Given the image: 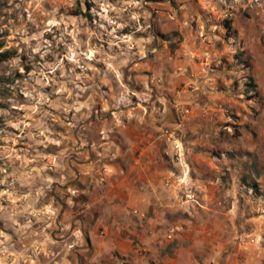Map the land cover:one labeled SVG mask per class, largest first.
<instances>
[{
    "label": "rangeland",
    "instance_id": "374dc122",
    "mask_svg": "<svg viewBox=\"0 0 264 264\" xmlns=\"http://www.w3.org/2000/svg\"><path fill=\"white\" fill-rule=\"evenodd\" d=\"M5 50L0 264H90L69 236L73 160L98 136L89 123H121L155 94L214 123L218 171L209 209L171 216L193 221L166 252L264 264V0H0Z\"/></svg>",
    "mask_w": 264,
    "mask_h": 264
},
{
    "label": "crops",
    "instance_id": "0c3cea01",
    "mask_svg": "<svg viewBox=\"0 0 264 264\" xmlns=\"http://www.w3.org/2000/svg\"><path fill=\"white\" fill-rule=\"evenodd\" d=\"M155 97L163 106L154 98L125 107L121 123H89L98 136L82 141L73 160L69 236L84 240L74 248L86 250L90 264H188L180 244L172 255L166 250L189 228L170 237L168 231L193 220L171 216H194L197 206L209 209L214 201V136L205 132L214 123L180 118L174 94ZM166 126L179 130L177 149L162 135Z\"/></svg>",
    "mask_w": 264,
    "mask_h": 264
},
{
    "label": "built area",
    "instance_id": "2783aa9c",
    "mask_svg": "<svg viewBox=\"0 0 264 264\" xmlns=\"http://www.w3.org/2000/svg\"><path fill=\"white\" fill-rule=\"evenodd\" d=\"M188 112H189V110L187 108H185V109H181L179 113H180V116L181 117H185V116H187ZM162 135H163V137L166 140L173 142L174 147L176 149L178 148L179 130L177 128L169 127V126L163 127V129H162ZM180 230L181 229H180V227L178 225L171 226L169 228V231H168L169 237L172 234H174L175 232L180 231Z\"/></svg>",
    "mask_w": 264,
    "mask_h": 264
},
{
    "label": "trees",
    "instance_id": "16d2710c",
    "mask_svg": "<svg viewBox=\"0 0 264 264\" xmlns=\"http://www.w3.org/2000/svg\"><path fill=\"white\" fill-rule=\"evenodd\" d=\"M226 27H227V28H230L229 25H226ZM9 56H10V55H9V51H8V50H5V51L0 52V57L2 58L1 60L5 59V58H7V57H9ZM235 57L237 58V60H238L239 62L244 63L245 66L248 65L247 62H246V60L241 58V55L236 54ZM249 79L251 80V82H250V88L252 89V88H254L255 85H254V83L252 82V77H251V76H249ZM250 186H252L253 188L255 187L254 184H253V185H250Z\"/></svg>",
    "mask_w": 264,
    "mask_h": 264
}]
</instances>
